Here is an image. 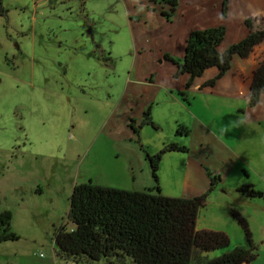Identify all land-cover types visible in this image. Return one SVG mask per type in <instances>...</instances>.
<instances>
[{"label":"rangeland","instance_id":"374dc122","mask_svg":"<svg viewBox=\"0 0 264 264\" xmlns=\"http://www.w3.org/2000/svg\"><path fill=\"white\" fill-rule=\"evenodd\" d=\"M125 5V0L3 1L0 215L12 213L11 231L19 239L0 245V264H108L105 259L76 262L58 255L57 232L64 226L73 229L69 213L74 188L91 182L144 189L152 175L146 155L162 139L165 146L175 143L188 151L192 147V155L211 165L205 173L210 185L220 172L228 178L225 186L219 182L214 196L221 195L222 188L227 196L222 199L237 202L257 248L250 264H264V199L239 202L241 194L234 188L252 185L264 192V131L260 135L258 125L246 127L242 118L237 122L239 114L233 115L225 102L208 108L198 95L191 98L195 108H201L194 128L186 120L170 129L165 120L160 131L147 126L140 135L135 126L141 130L143 122L132 120V103L138 99L123 96L132 82L130 68L137 53L131 21L136 28L148 29L143 15L135 13L130 20ZM199 7L207 8L201 3ZM180 97L189 103L187 96ZM140 109L136 105L135 113L141 114ZM180 127L188 133L178 135ZM204 149L210 154L202 155ZM170 154L182 158L185 153ZM158 176L160 181V170ZM205 211L206 219L214 213L225 223L221 229L230 237V249L246 244L233 215L219 205ZM222 254L214 251L209 257Z\"/></svg>","mask_w":264,"mask_h":264},{"label":"trees","instance_id":"16d2710c","mask_svg":"<svg viewBox=\"0 0 264 264\" xmlns=\"http://www.w3.org/2000/svg\"><path fill=\"white\" fill-rule=\"evenodd\" d=\"M0 0V15L4 14ZM176 9L179 0H161ZM227 12V2L224 5ZM224 27L193 31L187 41L182 60L174 61L181 73L194 78L202 77L212 68L218 69L215 85L232 67L235 57L248 58L254 48L264 42V30L252 31L246 38L230 46L224 52L220 47L225 40ZM173 62V61H172ZM264 95V63L256 70L251 88V104L257 105ZM143 124L156 128L150 112L145 114ZM180 127L178 135L187 134ZM187 148L169 144L155 155L147 153L155 180L154 188L146 191H130L104 187L94 183L76 185L71 198L69 221L73 229L64 226L55 236L59 252L76 262L108 264H250L257 257V248L248 220L238 211L232 215L245 232L246 244L230 249V237L221 231L197 230L199 213L221 181L214 176L207 193L191 198L168 197L162 193L158 172L165 155L187 153ZM240 191L250 200L264 199V192L252 185ZM13 215L10 211L0 215V245L19 239L11 231ZM223 254L210 258L209 253Z\"/></svg>","mask_w":264,"mask_h":264},{"label":"crops","instance_id":"0c3cea01","mask_svg":"<svg viewBox=\"0 0 264 264\" xmlns=\"http://www.w3.org/2000/svg\"><path fill=\"white\" fill-rule=\"evenodd\" d=\"M125 2L130 20L134 19L133 14L135 13L143 15L146 21L144 28L148 29L146 32L136 28L137 24L131 21L132 43L137 53L133 56L130 68L132 82L126 86L123 97H127L128 101H132V97L138 99L136 104L132 103L134 122H144L145 114L150 112L156 130H161L159 124H165V120L171 123L170 129L175 127L177 121L186 120V123L194 128L199 121L198 112L201 108L199 105L195 108V103L191 101V98L200 95L203 104L208 108L213 104L225 102V107L228 105L233 115L239 114L237 122H241L242 118L246 127L253 128L258 125L261 129L258 133L263 134L264 95L256 107L252 106L251 88L256 70L264 63V42L256 46L248 58L235 57L230 71L218 79L213 86H209L208 82L217 78L218 69H209L202 77L192 79L190 75L181 73V68L174 61L183 59L187 41L193 31L224 27L226 37L220 47L224 52L230 46L246 38L252 31L264 30V0H179L176 9L161 0H125ZM226 2L227 12L224 15L223 9ZM200 3L207 8L199 7ZM141 7L143 10L140 9ZM182 94L187 96L188 104L180 97ZM136 105L141 108V114L135 113ZM147 126L151 125L143 124L141 130L137 126L135 129L143 135ZM223 135L226 137L224 133ZM146 142L149 143V141ZM165 144L164 139L156 142L153 144L152 151L149 149L148 153L157 154ZM229 151L231 152L230 149ZM192 152L193 148L190 147L182 158L174 156L176 154L164 156L160 166V186L165 196L191 198L208 192L210 184L205 173L208 174L211 165L198 159L196 155H192ZM206 154H210L208 149L202 152V155ZM140 165L148 169L147 163L142 162ZM228 170L231 171L232 168L228 167ZM152 177L149 173L146 185H144L146 187L140 184L144 189L134 191L154 188L155 182ZM219 177L222 179L221 186H225L228 178L225 180L222 172ZM234 186L241 194L239 202L245 201L246 196L240 191V188L245 185ZM166 187L169 190L167 193L164 189ZM221 190L220 194L223 196H214L219 193L216 190L209 196L205 208L199 213L197 230L226 233L224 229H221L225 223L219 215L213 213L212 218L206 219L205 214V209L208 210L211 205L221 206L224 211H228L226 213L229 215H232L234 210L238 211L237 202L234 203L229 198H221L227 197ZM221 202L224 204L222 205ZM223 215L226 216L224 213ZM218 225H221L220 229L217 228Z\"/></svg>","mask_w":264,"mask_h":264}]
</instances>
